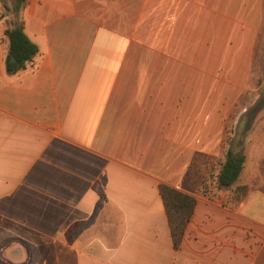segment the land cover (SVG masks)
I'll use <instances>...</instances> for the list:
<instances>
[{
	"label": "crops",
	"instance_id": "crops-1",
	"mask_svg": "<svg viewBox=\"0 0 264 264\" xmlns=\"http://www.w3.org/2000/svg\"><path fill=\"white\" fill-rule=\"evenodd\" d=\"M254 3L0 0V255L38 237L57 264H264V184L235 206L182 186L199 159L221 154V102L242 73L212 76L220 24L231 15L235 29L244 7L255 22ZM14 24L37 53L8 72ZM263 115L242 141L238 185L260 173ZM160 183L196 199L177 250Z\"/></svg>",
	"mask_w": 264,
	"mask_h": 264
},
{
	"label": "rangeland",
	"instance_id": "rangeland-1",
	"mask_svg": "<svg viewBox=\"0 0 264 264\" xmlns=\"http://www.w3.org/2000/svg\"><path fill=\"white\" fill-rule=\"evenodd\" d=\"M258 1L259 4L254 3L251 6L252 10L258 11L257 16L255 12V22L251 20L253 16L245 14L246 8L244 7L243 19L238 20L235 29V25L231 29L233 24L232 17H229L231 15H228L225 25L223 23L220 24L222 31L223 27H226V38L225 40L224 38L222 39L224 41L221 43L219 51L216 52L221 61L219 66L213 71L212 76L219 78L234 68L236 70L239 69L238 72L242 73V76L238 74L237 81L241 86L236 90L233 100L227 103L224 100L221 102L223 107V111H221L223 133L221 142L219 143L222 150L221 154L219 156H206L199 159L200 164L194 165L189 171L188 179L186 178L182 182L183 188L188 191H190L191 186L198 187L197 192L204 195L211 194L216 198L218 197L217 194L223 192L222 204L226 206L235 205L232 202V197L235 185L237 184L235 182L230 187L218 186L216 174L228 148L242 153L244 144L242 141L246 134L248 136L251 128L249 126L253 124L258 112L264 109V0ZM243 32L244 35L250 32L251 37H240L238 35L236 36L237 40L234 41L232 37L234 33L241 35ZM212 44H215L216 47V40L205 42L207 47ZM257 104L262 105L257 106ZM255 107L259 109L255 110ZM261 119H264V115ZM254 151L256 152L257 150ZM259 172H261L260 166ZM241 177L239 180H242ZM263 179L264 175L258 180H254V176H252V179L246 184L258 186L259 184H264ZM261 187L263 188L264 185H261ZM2 231L0 228V248L5 245L1 239L4 236ZM26 240L31 241V243L7 244L5 253L0 255V264H43L44 258L47 260V264H57L56 259H54L56 254L54 255L53 246L44 243L38 237L26 238ZM17 246L22 250L23 257L15 261V258L11 257L10 252L15 253L16 250L14 251L13 249ZM54 246L57 248V245ZM25 256L30 257L27 259ZM69 264H75V262L72 260Z\"/></svg>",
	"mask_w": 264,
	"mask_h": 264
},
{
	"label": "trees",
	"instance_id": "trees-1",
	"mask_svg": "<svg viewBox=\"0 0 264 264\" xmlns=\"http://www.w3.org/2000/svg\"><path fill=\"white\" fill-rule=\"evenodd\" d=\"M4 34L8 39V53L5 61L6 70L8 72H15L16 70L25 68L26 63L32 60L37 53L36 45L27 38L20 24H14L12 27L5 29ZM11 56L14 58V61L10 60ZM260 105L257 104V106ZM256 109L259 108L255 107ZM243 162L244 155L241 152L228 148L216 174L218 185L222 187L232 186L243 169ZM259 166L261 172L254 177V180L261 179L262 175H264V159L260 161ZM251 186L253 185H235L232 202L237 205L242 201ZM158 191L163 202L172 247L174 250H177L180 247L185 227L194 212L196 199L193 195L178 190L166 183H160Z\"/></svg>",
	"mask_w": 264,
	"mask_h": 264
},
{
	"label": "water",
	"instance_id": "water-1",
	"mask_svg": "<svg viewBox=\"0 0 264 264\" xmlns=\"http://www.w3.org/2000/svg\"><path fill=\"white\" fill-rule=\"evenodd\" d=\"M10 60H11V61H14V58L11 56V57H10Z\"/></svg>",
	"mask_w": 264,
	"mask_h": 264
}]
</instances>
